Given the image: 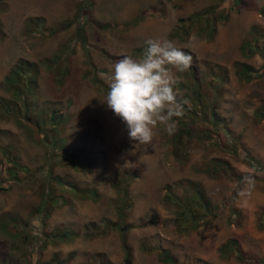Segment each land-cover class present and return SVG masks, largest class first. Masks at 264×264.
Segmentation results:
<instances>
[{
	"label": "rangeland",
	"instance_id": "1",
	"mask_svg": "<svg viewBox=\"0 0 264 264\" xmlns=\"http://www.w3.org/2000/svg\"><path fill=\"white\" fill-rule=\"evenodd\" d=\"M0 4V104L12 101L15 86H6L4 80L21 58L26 61L19 77L23 85L20 89L17 73L9 83H18L20 99L26 92L23 97L40 121L34 127L12 110L0 108V264H122L127 255L131 264H264L236 256L241 252L264 258V176L255 177V188L242 198L238 192L244 184L212 176L202 167L217 156L238 175H255L254 167L243 160L247 153L264 165V0H0ZM254 33L257 37L251 38ZM150 39L171 40L192 55L186 72H174L177 99L187 100L185 107L201 113V101L193 103L187 95L188 83L193 98L196 88L202 98L209 102L213 98L222 116L216 133L228 148L234 138L239 152L233 148L207 152L208 147L194 146L188 139L184 156L176 151L184 147L168 140L163 125L154 130L150 146L129 139L124 122L102 102L109 90L107 76L122 56L141 58ZM247 40L256 45L253 54L243 50ZM242 64L261 74L245 79ZM214 69L224 70L223 80L214 83ZM24 79L33 82V90ZM51 112L56 118L47 121ZM199 121L197 126L206 125ZM50 133L65 148L83 153L88 162L50 163L55 156ZM50 169L78 189L95 188L97 194L84 198L78 191L56 189L48 198ZM124 171L135 175L127 186L125 205L114 185ZM181 179L199 182L212 204L221 207L209 221L185 232L175 225L174 206L163 200L165 185ZM2 186L10 188L1 190ZM59 195L64 202L54 204ZM121 206L123 222L132 225L125 234L127 247L111 226L121 222ZM152 216L154 224L148 222ZM58 228L73 238L40 246L39 239L44 235L52 239ZM229 239L236 241V251L221 255L219 249ZM165 253L174 262L163 261Z\"/></svg>",
	"mask_w": 264,
	"mask_h": 264
},
{
	"label": "trees",
	"instance_id": "2",
	"mask_svg": "<svg viewBox=\"0 0 264 264\" xmlns=\"http://www.w3.org/2000/svg\"><path fill=\"white\" fill-rule=\"evenodd\" d=\"M146 13H151V12L147 11ZM263 15H264V12H263ZM140 18H142V16H140ZM189 20L192 21V19H189ZM256 37H257L256 33H254L251 38H256ZM256 40L257 39H255L254 41ZM243 46H244L243 50L248 51L249 54L250 53L253 54L255 52L256 45L252 43L250 40H247ZM262 55L264 56V51H262ZM25 62L26 61L21 58L17 59L10 73L5 76L4 84L8 87L14 85L16 88L14 87L13 89L14 96L11 99L12 101L10 103H6V104L3 103L2 105L0 104V108H2L3 110L5 109L6 111H11V110L15 111V112L11 111V113H14L16 118L22 119V121H27L26 122L27 124L35 127L37 124H40L39 119L35 115L36 112L32 110V108L30 107L28 103L29 101L26 100L25 97H23L24 93L26 92H23L21 94V99H20L19 94L22 91L17 89L18 83L20 82L19 77L21 74H23V71L21 70L23 66L25 65ZM31 65L33 66L34 69H36L37 64L31 62ZM242 68H243L242 76L245 79H250L253 76V74H256V75L261 74V71L259 70L253 71V69L250 70V67L245 64H242ZM223 72L224 70L219 71L218 69H214V71L212 72L213 77H214L213 80H215L214 83L223 80L222 78ZM16 73H17L16 78H18V83L17 84H14L15 82L9 83L10 81L14 79ZM187 73L189 74V72ZM23 82H27V81L24 79ZM28 82H29L28 89L31 88V90H33V85H34L33 82H31V80ZM20 83H21L20 85V89H21L23 84L22 82ZM186 86L189 88H192L191 83L190 85L188 83ZM189 88L187 90V95L189 98L193 100V103H195L197 100H200L202 103L200 107L201 113H198L196 110L191 111L189 107H185L184 105L183 106L184 115L180 118L173 117V120L176 121L177 123V127L174 133L171 134V137L169 134L167 135L168 140L169 139L171 140L172 138L174 142L180 144L182 147L184 144V140L191 139V142L194 146H200L204 148L208 147L207 152L209 149L211 151H215V150L227 151L230 148H233L234 151H236L237 149L240 150L241 148L240 145L238 146L233 145L234 140H235L234 138L231 139L232 145L230 148H228L227 143H223V141L221 140L222 135L220 133L218 134L216 133L215 128H217V122L222 118V116L216 111V108H215L217 107L216 101L213 98H211L210 100L211 103H210L208 98H205V97L202 98V93L198 88L193 89V92H194V98H193L192 93L190 92ZM30 93L31 92H29V94ZM26 96L28 95L26 94ZM262 113L263 111H260L259 116H261ZM48 117L49 118L47 119V121L54 120L56 118L55 113L53 112L49 113ZM197 120H200L199 122H206V125L201 126V127L197 126V123H198ZM59 121L60 120L57 119L58 123ZM45 122L46 121H44V123ZM208 124H210L211 127H208ZM230 131L231 130H226V134L230 135L231 134ZM49 140L51 144L53 145V148L55 149V156L53 155L54 160L49 161L50 163L53 162L52 164L67 166L69 164H76L77 160H83L84 163L88 162L87 161L88 159H85V156L83 153H80L78 150H72L67 147L65 148L64 143H59L58 137H55L51 133H50ZM185 148L186 147L182 149H177L176 151L178 152L182 151L183 152L182 155L186 156L188 152L184 150ZM239 150L236 152H239ZM58 152H60L61 158L57 157ZM236 152L235 154H237ZM182 155H178V157L181 158ZM243 160L247 162L249 166L254 167V169L256 170L254 177H259L261 175L264 176V165H260V163L255 161V159H253L251 155L247 153V156L246 155L243 156ZM78 162L81 163V161H78ZM202 167L204 171L210 173L212 176L213 175H216V176L224 175L225 177L236 182L238 186L243 184V176L238 175L235 169L231 168V166L229 165V162H227L226 159H222L217 156L211 157L210 159L202 163ZM51 170L52 169H50V172H51V177L53 179V182L45 185L48 198H53L54 191L56 189H60L61 192L67 191L69 192V194H73V192L78 191V193H80V195L84 198H90L92 197V195L97 194L95 188L88 187L85 189H78L76 184H74L71 181L65 180L64 177L53 175ZM134 176L135 175L133 173L124 171V174H122L119 180L116 181V183H114V185H116V190H117L119 201L123 202L124 205H125V202H127V190H128L127 186L129 185V181L132 180ZM12 177L14 178V176ZM172 184L173 185H170V184L165 185V193L163 196V200L165 201L166 204H170L174 206L173 211H175V215H174L175 225L177 228H180V230L185 232V231H189L192 229H196L202 223H206L207 221L210 220V218L216 216V214L220 212L221 207L215 206L212 204L210 199L206 196L204 192V188L201 186L199 182H196L190 179H181L178 182H175ZM65 186H69V188ZM9 188L10 186L8 187L2 186L1 190H8ZM59 197L60 195L58 196V199L54 197L55 198L54 204H56L57 201L64 202L65 198L63 197L59 198ZM120 208H121L120 215L122 216V220L121 222L116 223L115 225L111 224V226L113 227V229L116 228V230L118 231L117 233H119L121 236L120 238H121V241L123 242L124 247H127L125 234L127 230L132 227V225L126 224V222H123L125 208L123 206H121ZM44 213H45V216L49 214L47 211ZM153 217L155 216H152L148 221L151 224L155 223V219ZM261 226L264 227V220L262 221ZM54 232L55 233H53L52 239L47 235H44L43 239H39L40 246H44L45 242L48 243L49 241L63 242V241H68L69 239L73 238L68 235V232L66 230H63L60 228L56 229V231ZM92 234H95V233H92ZM219 250H220L221 255L228 254V252H235L236 251V241L234 239L227 240L220 247ZM236 256L241 260L252 262V263H263L264 262V258L257 259V258L249 257V256L246 257L241 252H237ZM162 260L165 261L166 263L174 262L173 257L169 255L168 253H165L163 255ZM122 264H131V259L128 255L126 256L125 261L122 262Z\"/></svg>",
	"mask_w": 264,
	"mask_h": 264
},
{
	"label": "clouds",
	"instance_id": "3",
	"mask_svg": "<svg viewBox=\"0 0 264 264\" xmlns=\"http://www.w3.org/2000/svg\"><path fill=\"white\" fill-rule=\"evenodd\" d=\"M145 43L141 58L124 55L114 63L107 76L109 90L102 102L124 122L130 140L150 146L158 125H163L164 131L171 135L177 127L173 117L184 115L183 105L188 101L177 99L174 85L178 80L174 72H186L193 57L168 39H150ZM243 184L238 192L242 198L255 188L252 172L243 176Z\"/></svg>",
	"mask_w": 264,
	"mask_h": 264
}]
</instances>
